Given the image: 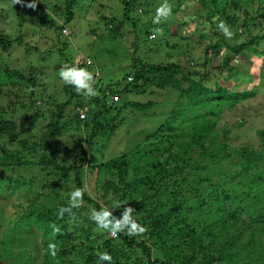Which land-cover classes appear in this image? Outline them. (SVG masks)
<instances>
[{"label":"trees","instance_id":"16d2710c","mask_svg":"<svg viewBox=\"0 0 264 264\" xmlns=\"http://www.w3.org/2000/svg\"><path fill=\"white\" fill-rule=\"evenodd\" d=\"M85 1L37 0L33 10L0 0L2 20L16 24L13 31L0 26V229L13 224L0 237V264H97L99 252L112 264H264V0H169L175 14L189 9L201 47L204 36L211 38L200 53H189L188 65L172 61L170 52L169 61L152 60L170 47V29L153 23L160 0H121V16L103 15L101 22L114 39L134 38L133 58L131 71L111 85L62 37L80 6H105ZM26 26L53 31L59 50L27 41ZM16 48L28 55L25 68L4 58ZM52 54L93 72L98 96L86 101L64 85ZM255 61L262 67L253 84L256 73L245 66ZM246 83L250 88H239ZM152 87L177 101L134 100ZM126 120L133 127L122 131ZM141 122L143 138L93 166L100 141L136 133ZM250 127L257 141L240 142ZM66 134L74 135L70 145L61 142ZM76 188L85 190L76 219L59 218ZM101 202L117 218L133 207L147 231L111 237L98 229L89 216Z\"/></svg>","mask_w":264,"mask_h":264},{"label":"rangeland","instance_id":"374dc122","mask_svg":"<svg viewBox=\"0 0 264 264\" xmlns=\"http://www.w3.org/2000/svg\"><path fill=\"white\" fill-rule=\"evenodd\" d=\"M47 1H55V0H47ZM169 2V0H167ZM89 0H86L83 4H88ZM100 5H105L103 7H100L97 11L94 8L87 10V7H79L77 10V20L74 21L67 27L68 33L63 34V39L68 38L71 39L73 42L72 47L75 48V51L77 50L79 55L83 58H90L91 61L94 63L90 69L96 71L98 74L100 71V75L102 76L101 79L105 82L106 85H111L112 83H117L119 78L127 75V72L129 73L131 71L130 66L131 62L130 60L133 58V49L130 48L134 38H126V43L124 41H121V39H114L112 32L105 26L103 22H101V17L104 16H113L115 18H118V16H121L122 13V4L121 0H102V2H99ZM164 3V0H160L155 8L161 6V4ZM7 9V7L5 6ZM188 11L187 8L186 11H180L178 14H175L173 10L171 9V15L167 17L166 20H162V26L170 29V35L166 36V42H169V48L161 54H156L152 58L156 60V58L162 57V60L169 61L170 58L167 59L166 53L170 52L172 54V61H176L177 63L188 65L189 53H192L191 55L198 54L202 51L203 46H205L211 38L209 36H204L202 47L199 45V34L197 35L195 32L198 31L199 26L197 23L191 22L188 18ZM182 21V24L180 23V20ZM178 21V23H177ZM186 23V24H184ZM0 26L6 31H13L14 27L16 26L14 20L10 19L8 21H3L0 16ZM71 30V33H70ZM35 32H38L37 34H34ZM201 32V31H200ZM206 34L210 35V32L208 29L204 31ZM23 33L27 35V41L31 43H36L37 45L42 47L43 51L47 48V45L51 49L59 50L57 46H54L53 42V31L47 30L46 28L36 27L34 30L32 27L26 26L23 29ZM64 33V32H63ZM159 36V34H156ZM141 36V35H140ZM55 37V36H54ZM137 39V37L135 36ZM145 38V36H144ZM49 41V44H44ZM58 41V39H57ZM128 43V44H127ZM127 44V45H126ZM45 45V46H44ZM178 45L179 48L174 49V46ZM14 49V48H13ZM12 49V53L10 56H4L5 60L10 63L11 67L20 66L22 68H25L27 66V58L28 55L25 54L24 50L16 48L15 50ZM49 50V49H48ZM68 50V49H67ZM66 50V51H67ZM1 52V50H0ZM142 53V52H141ZM138 54V57L142 54ZM73 57V53H71ZM160 56V57H159ZM58 54H52L49 55V60L53 64L56 61H58L57 65H63L65 63V60L61 61L57 59ZM79 57V59L81 58ZM222 58L219 57V60L216 61L220 62ZM257 65V66H255ZM245 67L248 68L250 75L251 73L255 74V76L252 77L249 81L251 83L255 84L258 82V73L261 70L262 65L258 64V61L255 62H248ZM99 70V71H98ZM257 76V77H256ZM262 86L264 88V82H261ZM240 89L250 88L249 84H242ZM56 93V92H55ZM176 93V92H175ZM134 100L137 99L138 101L142 103H148L149 101L154 102H164L169 98V92L167 90H160L157 87H152L148 90L147 94L145 95H136L133 94ZM169 104H171L173 101H177L178 97L176 94H174L172 97L169 98ZM172 100V101H171ZM175 101V102H176ZM64 102V101H62ZM259 105V104H258ZM254 108L256 106H253ZM46 108V106H43V109ZM71 109V108H70ZM161 109V108H158ZM163 111H166L165 108H162ZM251 115H255L252 113ZM145 122H141L138 126V123L135 124L137 127L136 130L128 132L126 134V131L123 132V136L121 135L122 131L124 129H131L133 127L132 123L128 120L124 122V125H122V131H119L116 133V135L112 138V143H108L106 140L100 141V145L97 146L99 153L96 157L93 158L92 164L94 166V163L97 164V162L101 161L102 155L106 154L107 157L106 160L111 159L113 157L119 156L123 152H125V149L128 146V142L130 141V147L133 146V142L140 140L143 138L144 133L141 132L143 128H145L146 124H144V127L142 126ZM148 125V124H147ZM255 127H250L249 132L243 136V138L239 139L240 142H248V141H257V137L254 133ZM74 135L73 134H66L64 136L63 142L65 145H70L73 140ZM238 140V139H236ZM118 142V143H117ZM117 143V144H116ZM133 143V144H132ZM105 146V148L103 147ZM110 146V147H109ZM61 152V151H60ZM94 162V163H93ZM90 184V183H89ZM93 194V193H92ZM104 204L103 202H101ZM105 208L106 205H103ZM14 212V211H12ZM13 215V214H12ZM11 215V216H12ZM12 225H6L3 229H0V237H3L4 233L10 229ZM20 230V229H19ZM36 233V232H35ZM17 245L19 243H16ZM40 246V245H39ZM35 247V246H34ZM44 254V251L42 248H40L39 251V262L42 260V256ZM81 256V254H80ZM6 264V263H5Z\"/></svg>","mask_w":264,"mask_h":264},{"label":"clouds","instance_id":"9594fccd","mask_svg":"<svg viewBox=\"0 0 264 264\" xmlns=\"http://www.w3.org/2000/svg\"><path fill=\"white\" fill-rule=\"evenodd\" d=\"M12 4H21L22 6L35 10L37 6V0H32V2L28 3L27 5H23V0H12ZM169 15H171V5L168 4L167 0H164V3L156 9L153 23L158 24L162 20H166ZM217 19L219 18H214V20ZM218 30L221 31L226 38L230 39L233 35L229 30V27L223 21H220V23L218 24ZM152 38H155V34ZM58 75L60 81L64 85L73 87L76 94L84 97L86 101L91 100L99 94L94 87L96 83L94 74L86 68L77 67L65 63L60 67ZM84 191L85 190L82 188H76L70 193L68 205L58 209L57 215L59 218L62 219L65 214H67L70 219H76L73 210L81 208L83 203ZM116 207L121 208L122 204L118 203ZM133 213H135V209L133 207H124L121 213V217L117 218L108 208L101 207L99 210L93 208L91 210L89 219L95 223L98 229L105 231L111 237H117L121 233L128 237L143 235L147 231V228L140 225L134 219ZM49 248L51 249V255L55 257V245L50 244ZM97 255V264H101V262L112 264V257L109 253L99 252L97 253Z\"/></svg>","mask_w":264,"mask_h":264},{"label":"built area","instance_id":"2783aa9c","mask_svg":"<svg viewBox=\"0 0 264 264\" xmlns=\"http://www.w3.org/2000/svg\"><path fill=\"white\" fill-rule=\"evenodd\" d=\"M114 100H116V101H117V100H118V98L116 97V98H114ZM82 117H83V115H82Z\"/></svg>","mask_w":264,"mask_h":264}]
</instances>
